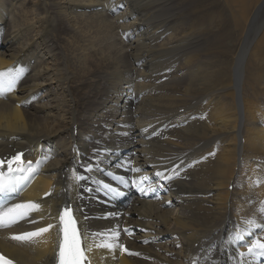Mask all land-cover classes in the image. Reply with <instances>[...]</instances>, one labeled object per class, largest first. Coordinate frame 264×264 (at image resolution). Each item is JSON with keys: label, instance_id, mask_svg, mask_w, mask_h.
<instances>
[{"label": "bare ground", "instance_id": "1", "mask_svg": "<svg viewBox=\"0 0 264 264\" xmlns=\"http://www.w3.org/2000/svg\"><path fill=\"white\" fill-rule=\"evenodd\" d=\"M100 4V13H76ZM263 28L264 0H0V71L26 73L0 98V155L40 157L13 204L41 205L0 229V251L19 264H53V229L28 243L10 237L52 223L55 203L74 198V144L86 156L113 143L140 169L131 178L162 197L130 198L122 217L80 213L85 231L114 229L133 253L93 247V264H264L247 254L252 240L264 242ZM52 50L91 72L55 66ZM124 223L137 227L133 239L122 236Z\"/></svg>", "mask_w": 264, "mask_h": 264}, {"label": "snow or ice", "instance_id": "2", "mask_svg": "<svg viewBox=\"0 0 264 264\" xmlns=\"http://www.w3.org/2000/svg\"><path fill=\"white\" fill-rule=\"evenodd\" d=\"M23 69H8L6 71H0V96H4L7 92H10L14 89L17 80L23 74ZM103 151H108L104 149ZM94 152H100L99 149H94ZM22 153H16L7 161L0 160V168L7 164V171L0 170V196H7L9 193H17L19 191V186L24 179H26V174L31 173L34 170L32 169V161H25L22 159ZM85 172H91L93 165L91 163L87 165H82ZM134 172H139L140 169H132ZM156 175L161 179H170L171 177H165L163 173L157 172ZM72 179L77 182V187H79L80 181H85L90 179V177L80 175L75 170L72 175ZM147 177H141L140 180H146ZM121 182H124L121 180ZM136 184L138 190L142 194H146L145 189L140 187L136 181L132 182ZM104 187L109 192H114L115 195H120V193L115 192L109 185H104ZM85 191L90 189L85 188ZM149 191H155V188H149ZM46 193L45 195H49ZM40 205L34 202H25V203H16L9 205L8 202L0 203V229H7L20 221L25 220L30 217L34 211H38ZM30 223H36L37 221L29 220ZM249 225H253V221H247ZM256 228L261 227V225H254ZM55 227L53 224H48L46 227L38 228L31 232H24L20 234L12 235L10 238L15 241L28 243L31 242L34 238L39 237L43 233L48 232L50 229ZM59 232L61 234V239L59 242V250L56 254L55 264H91L89 256L87 253L91 252L93 247L96 248H105L108 250H114L119 247L123 251H127L124 245L118 243L119 232L112 229L107 233H89L87 231L81 232L77 227V219L73 214V209L70 205H66L59 215ZM249 230L245 234H235L230 236L229 242L232 239L235 240H244L245 235H251ZM108 236V240H105L101 243H96V240L100 236ZM91 238V243L89 242ZM133 254V253H129ZM247 254L253 255L256 257H264V242L260 238L252 240L250 244H247ZM241 257L245 256L244 252H240ZM0 264H13V261L5 257L0 253ZM215 264V261L213 262Z\"/></svg>", "mask_w": 264, "mask_h": 264}, {"label": "rangeland", "instance_id": "3", "mask_svg": "<svg viewBox=\"0 0 264 264\" xmlns=\"http://www.w3.org/2000/svg\"><path fill=\"white\" fill-rule=\"evenodd\" d=\"M144 2H146V0H143ZM264 33V28L262 29V31H261V34L260 35H262ZM261 37V36H260ZM260 37L257 39V41H255V43H254V47L258 44V42L260 41ZM120 44V43H119ZM54 48H56L55 49V51L57 50V48L58 47H54ZM105 48L104 47H102V48H100V47H97V46H95L93 49H90V51H92V50H97V51H102V50H104ZM261 55L259 56L260 57V59H263L264 60V42H263V44L261 45ZM41 51L43 52V55H45L46 53H48V52H46V51H43V49H41ZM53 51V50H52ZM54 52V51H53ZM52 62L53 63H55V66H56V64H57V66L58 67H61V65H62V63H65V65H66V67L68 68V70L70 71V72H74V73H85V72H91V69H89V68H86L85 66H77V64H75L74 62H72V60H71V58L68 56V55H66V57H62L59 53H57L56 55H55V52H54V54H53V56H52ZM42 63H45V61H43V58H42ZM263 92V91H262ZM263 104L261 105V107L260 108H262L263 106H264V102H262ZM243 141V140H242ZM230 187V186H229Z\"/></svg>", "mask_w": 264, "mask_h": 264}]
</instances>
